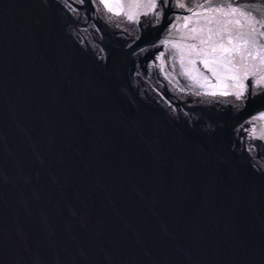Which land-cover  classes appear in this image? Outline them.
Instances as JSON below:
<instances>
[{"label": "water", "instance_id": "1", "mask_svg": "<svg viewBox=\"0 0 264 264\" xmlns=\"http://www.w3.org/2000/svg\"><path fill=\"white\" fill-rule=\"evenodd\" d=\"M262 44L264 0H0V264H264Z\"/></svg>", "mask_w": 264, "mask_h": 264}, {"label": "snow or ice", "instance_id": "2", "mask_svg": "<svg viewBox=\"0 0 264 264\" xmlns=\"http://www.w3.org/2000/svg\"><path fill=\"white\" fill-rule=\"evenodd\" d=\"M204 5H199L203 7ZM105 7H108L109 10H112V6L105 4ZM209 11L214 13H223V8H210ZM236 9H231L230 13L235 12ZM201 14L193 13V16H198ZM193 16H190L185 21V27L187 28L189 23L193 22ZM205 24L202 28L192 27L190 29L191 39L199 40V46L193 44L191 45L192 51L195 53L197 58H201V62L205 65L210 72H213L214 75L218 74L217 69L213 65L219 64L223 67H226V70L229 73H232L231 79H236L240 83L239 90L235 92L237 99L243 97L244 94V84L242 81L246 79L249 75H256L255 72H252L250 66L248 65V58L251 56L248 45L258 46L255 39L251 41L245 40V45L242 46L239 43H234V41H239L244 39L243 34L237 33L233 36L231 33L225 35L227 29L223 25L221 27L213 30L209 25L219 23L218 20H215L213 16H204ZM238 23V22H237ZM207 32L208 35L205 37L204 32ZM215 37V38H214ZM197 47L199 50L197 51ZM260 53L259 58L261 63L264 64V44L259 45ZM183 59V57H182ZM256 59V57H252ZM195 63V61H192ZM257 85L264 84V76L255 81ZM259 119H264V116L259 117Z\"/></svg>", "mask_w": 264, "mask_h": 264}]
</instances>
